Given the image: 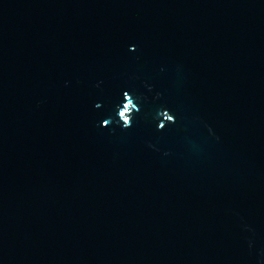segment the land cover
I'll return each mask as SVG.
<instances>
[{"label":"water","instance_id":"95a60500","mask_svg":"<svg viewBox=\"0 0 264 264\" xmlns=\"http://www.w3.org/2000/svg\"><path fill=\"white\" fill-rule=\"evenodd\" d=\"M0 264H264V0H0Z\"/></svg>","mask_w":264,"mask_h":264},{"label":"clouds","instance_id":"9594fccd","mask_svg":"<svg viewBox=\"0 0 264 264\" xmlns=\"http://www.w3.org/2000/svg\"><path fill=\"white\" fill-rule=\"evenodd\" d=\"M125 97H127V93L124 94ZM132 108H135V111H138V107L135 104H132L131 103V100H129L128 103H124V107L121 109H119L118 111V117H119V120L122 122V125L123 127L127 128V127H130L131 126V123H132V116L130 115V110ZM109 123L108 120H105L104 121V125L107 126Z\"/></svg>","mask_w":264,"mask_h":264}]
</instances>
